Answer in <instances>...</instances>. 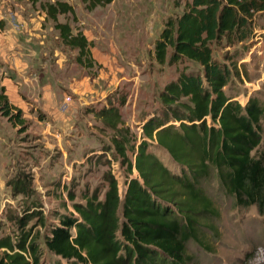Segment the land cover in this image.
<instances>
[{
  "label": "trees",
  "instance_id": "obj_1",
  "mask_svg": "<svg viewBox=\"0 0 264 264\" xmlns=\"http://www.w3.org/2000/svg\"><path fill=\"white\" fill-rule=\"evenodd\" d=\"M112 1L81 0L89 11ZM30 2L39 3L61 41L77 50L76 62L91 67L92 41L69 21L59 20L60 15L77 20L74 6L66 0ZM261 13L264 0H185L182 12L166 19L154 42L155 60L174 64L188 59L202 72H181L164 86L159 94L164 108L142 124L133 161L126 153L130 132L121 125L118 105L91 109L115 132L112 143L128 174L135 169L138 175L128 178L121 199L117 179L104 173L107 187L101 197L93 190L83 202L72 203L74 212L59 216L44 236L56 264H186L188 241L219 214L206 191L212 181L236 205H257L264 214V152L253 154L262 139L264 105L257 96L242 104L225 91L232 74L227 48L238 43L249 49L256 36L255 17ZM213 45L226 50L224 60L214 58ZM236 72L242 77L240 69ZM123 103L122 98L119 104ZM0 113L20 130L26 128L21 109L10 103L1 85ZM151 142L169 154L181 173H173L148 151ZM12 188L14 193H27L28 185L16 180ZM39 214L33 216L45 226ZM27 218L31 219L26 214L19 218L15 237H0V264H49L42 262L39 232L25 227Z\"/></svg>",
  "mask_w": 264,
  "mask_h": 264
},
{
  "label": "rangeland",
  "instance_id": "obj_2",
  "mask_svg": "<svg viewBox=\"0 0 264 264\" xmlns=\"http://www.w3.org/2000/svg\"><path fill=\"white\" fill-rule=\"evenodd\" d=\"M184 1L113 0L86 14L84 7L77 3L83 22L90 23L88 31L95 37L91 50L93 64L91 67L78 64L75 60L77 50L66 46L57 30H48L39 53L40 60L47 61L53 94L51 104L48 103L44 111L56 109L63 94L62 110L65 111L73 98L66 89L69 82L81 84L83 76L90 77L93 90L106 93L108 102L118 105L120 124L130 132L131 141L126 153L133 161L142 139V124L164 108L159 99L164 86L176 80L181 72H202L200 65L188 59L160 64L154 58V42L166 19L179 15ZM20 3L22 10L39 7V3L35 7L30 0ZM76 17L77 20H72L71 15H60L59 20H67L74 30H81L85 23L77 13ZM49 25H53L52 21ZM254 29L256 36L251 38L248 50L238 43L227 48L230 60L226 62L232 74L225 91L235 95L242 104L250 96H257L264 105V13L256 15ZM225 51L222 46L213 45L216 60H224ZM170 53L169 48L167 57ZM239 69L242 77L237 75ZM66 97L68 100L65 101ZM122 98L124 103L119 104ZM104 100L77 105L70 111L74 129L65 132L47 130L46 114L34 104L25 116L27 126L24 130L0 113V237H15L20 232L19 218L25 214L30 216L25 227L39 232L44 263L56 264V256L44 244V236L51 233L60 215L74 212L73 202H83V196L93 190H98L101 197L107 187L103 178L107 172L117 179L119 195L123 199L128 178L138 175L135 169L128 174L126 166L122 165L112 143L115 132L87 112L99 107ZM56 113L58 116V110ZM60 114L65 113L59 110ZM260 124L262 139L253 154L264 152V116ZM50 127L52 129V124ZM91 150L93 154L86 159L85 155ZM148 151L173 173H181V167L155 142L150 143ZM16 180L26 181L27 193H14L12 184ZM206 191L213 198L219 214L208 224L203 223L197 237L188 241L186 264H264V214L259 212L257 205H236L233 197L223 192L216 181L207 184ZM70 194L74 196L73 200L69 198ZM36 212L45 219V226L33 216Z\"/></svg>",
  "mask_w": 264,
  "mask_h": 264
},
{
  "label": "crops",
  "instance_id": "obj_3",
  "mask_svg": "<svg viewBox=\"0 0 264 264\" xmlns=\"http://www.w3.org/2000/svg\"><path fill=\"white\" fill-rule=\"evenodd\" d=\"M20 1L21 0H0V85L5 88V93L10 103L21 109L22 116L26 120L27 118L25 116H27V111H29V107L31 108L32 104H34L46 114L47 119L44 123L47 125V130L70 131L72 128L74 129L70 111H73L77 105L81 106L83 103L86 105L94 104L101 101L103 98L106 100L99 103V107L110 103L105 96L106 93L95 92L93 87H91L90 77L83 76L81 84L76 81H70L67 85L66 89H69L73 98L71 99L69 97L71 100L68 107L65 106V111L62 110L64 94L63 97L60 98L57 106L55 105L58 110V116H56L57 110L55 108L54 110L51 108L50 110L44 111L46 105L48 103L51 104V94L53 93L52 86L49 82V75L47 74L48 64L46 60H40L41 56L39 51L42 49L40 45L44 44L46 41L48 30H52L53 25L48 26V23H51V21L46 18L44 11L39 7L35 6L37 7L35 9L30 6L22 10ZM66 1L74 6L75 12L82 20L78 12V7L83 6L81 0ZM77 3H79L80 6L77 7ZM96 8L91 11L84 8L83 11H85L86 14L95 11ZM83 21L84 20L81 22L85 23V27L81 28V30L87 39L94 43L95 37L92 32L88 31V27L91 25ZM92 25L96 27L93 23ZM92 49L93 46L91 47V50ZM59 110L66 115H59ZM68 110L69 113L67 112ZM87 112L90 114L92 113L90 111ZM66 119L72 123L69 124L70 122L68 123ZM84 120L87 121L86 118ZM51 124L52 129L50 127ZM91 146L89 148H91ZM92 151L93 150L85 155L86 159L93 154Z\"/></svg>",
  "mask_w": 264,
  "mask_h": 264
},
{
  "label": "built area",
  "instance_id": "obj_4",
  "mask_svg": "<svg viewBox=\"0 0 264 264\" xmlns=\"http://www.w3.org/2000/svg\"><path fill=\"white\" fill-rule=\"evenodd\" d=\"M68 100V97H66L65 101Z\"/></svg>",
  "mask_w": 264,
  "mask_h": 264
}]
</instances>
